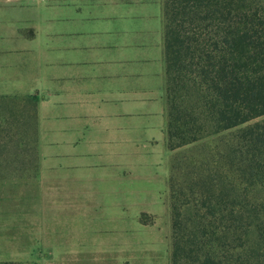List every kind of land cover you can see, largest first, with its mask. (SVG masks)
<instances>
[{
    "label": "crops",
    "instance_id": "1",
    "mask_svg": "<svg viewBox=\"0 0 264 264\" xmlns=\"http://www.w3.org/2000/svg\"><path fill=\"white\" fill-rule=\"evenodd\" d=\"M162 0H14L0 96L37 99L38 180L72 228L170 222Z\"/></svg>",
    "mask_w": 264,
    "mask_h": 264
},
{
    "label": "trees",
    "instance_id": "2",
    "mask_svg": "<svg viewBox=\"0 0 264 264\" xmlns=\"http://www.w3.org/2000/svg\"><path fill=\"white\" fill-rule=\"evenodd\" d=\"M162 2L169 148L235 131L181 166L182 184L171 169V264H264V0ZM24 98L34 103L35 148L28 129L2 127L27 117L16 97L0 96V156L34 150L39 174L37 99Z\"/></svg>",
    "mask_w": 264,
    "mask_h": 264
},
{
    "label": "rangeland",
    "instance_id": "3",
    "mask_svg": "<svg viewBox=\"0 0 264 264\" xmlns=\"http://www.w3.org/2000/svg\"><path fill=\"white\" fill-rule=\"evenodd\" d=\"M12 1L0 0V12ZM11 97H16L18 109L27 120L21 124L13 119L10 123L2 121V127L18 134L28 129L35 148L34 103L25 96ZM234 132L175 151L171 169L174 167L178 183L182 184L184 173L181 166L190 163L189 159L201 163L209 151L206 147L214 150L221 138L231 140ZM19 140L16 137L12 146ZM7 161L18 166L5 169ZM0 163L4 165L0 173V264H171V218L167 222L143 217L148 226L141 228L75 229L69 222L66 199L41 187L34 150L28 156L19 157L6 152L0 156Z\"/></svg>",
    "mask_w": 264,
    "mask_h": 264
}]
</instances>
